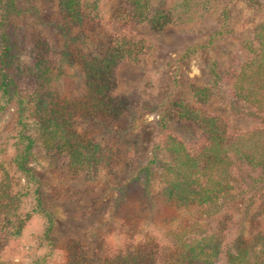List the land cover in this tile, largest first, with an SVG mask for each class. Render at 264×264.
Masks as SVG:
<instances>
[{"label": "trees", "instance_id": "16d2710c", "mask_svg": "<svg viewBox=\"0 0 264 264\" xmlns=\"http://www.w3.org/2000/svg\"><path fill=\"white\" fill-rule=\"evenodd\" d=\"M36 1L0 0V118L13 106L17 113L14 155L8 165L0 160V231L18 237L32 215L40 214L45 219L40 239L50 243L52 213L42 205L41 185L30 161L36 154L58 157L73 178L90 177L97 169L112 166L128 141L110 139L113 133L107 123L118 120L131 105L128 98L113 93L116 72L122 64L139 61L149 47L144 37L120 31L145 24L159 33L175 26L178 17L171 0L159 6L153 0H118L108 23L120 30L104 32L106 49L98 56L83 52L79 34L74 33L97 18L95 3L54 0L58 21L51 22L41 19ZM249 1L264 11V0ZM27 15L57 30L63 37L61 49L12 23ZM241 45V59L232 71L221 77L211 69L213 84L193 87L197 106L181 100L173 111L161 112L160 141L147 162L117 188L115 206L122 208L120 243L110 245L100 239L87 252L79 242L68 240L66 264H264L263 232L223 243L224 229L219 226L211 229L197 220L179 221L181 211L189 208L206 209L209 217L217 214L231 199L233 182L249 179L264 184V15ZM68 69L82 82L79 95L64 93L61 87ZM219 82L235 112L250 121L248 128L230 127L206 110L212 94H219ZM170 118L196 124L200 142L191 145L167 131ZM101 129L105 133L99 141ZM154 175L158 187L152 191ZM139 185L146 215L125 202ZM29 198L32 206L23 213L22 205ZM149 228L159 233L151 234Z\"/></svg>", "mask_w": 264, "mask_h": 264}, {"label": "rangeland", "instance_id": "374dc122", "mask_svg": "<svg viewBox=\"0 0 264 264\" xmlns=\"http://www.w3.org/2000/svg\"><path fill=\"white\" fill-rule=\"evenodd\" d=\"M164 1L153 0L155 6L164 4ZM171 1L178 17L175 26L154 33L145 24H131L120 31L130 37L142 36L149 45L139 61L122 64L116 72L117 85L113 93L128 98L131 105L118 120L107 125L113 133L110 139H126L128 145L121 148L112 166L101 167L90 177L80 174L73 178L60 158L36 154L30 166L41 185L42 205L52 213V240L50 243L41 241L45 219L34 214L20 236L12 237L0 231V261L31 264L44 259L43 264H66L64 246L71 239L79 242L87 252L100 239H105L110 245H118L122 237L119 231L122 208L115 206L117 188L147 162L153 147L160 141L158 124L161 112L173 111L174 104L181 100L197 106L193 87L211 86V69L223 77L238 65L242 41L264 15V11L249 0ZM36 2L41 19L58 21L54 0ZM90 2L96 4L94 15L97 18L92 17V21L90 19L84 28L76 29L74 33L79 34L83 52L100 56L106 49L104 32L120 30L119 26L108 23L119 1ZM12 23L31 34L42 36L52 48L61 49L62 35L40 24L35 16L27 15L12 20ZM81 83L73 70L68 69L61 80V87L64 93L79 95ZM218 86L219 94H212L206 110L227 121L230 127L248 128L250 121L235 112L230 98H226L223 82ZM167 131L179 135L191 145L201 139L198 126L186 120L170 118ZM104 133V130H99V141ZM16 135L17 113L13 106L0 118V160L4 165H8L14 155ZM153 178L152 191H155L158 177L154 175ZM232 186L231 199L217 214L209 217L206 209L189 208L181 211L179 221L191 223L197 220L201 226L208 225L211 229L219 226L224 229L223 243H230L239 236L250 239L254 233H264V184L245 179L244 183L233 182ZM125 202L148 214L140 185L130 192ZM31 206L32 200L26 199L21 211L27 212ZM149 230L154 235L159 233L153 228Z\"/></svg>", "mask_w": 264, "mask_h": 264}]
</instances>
